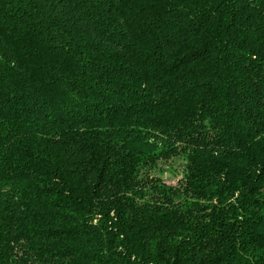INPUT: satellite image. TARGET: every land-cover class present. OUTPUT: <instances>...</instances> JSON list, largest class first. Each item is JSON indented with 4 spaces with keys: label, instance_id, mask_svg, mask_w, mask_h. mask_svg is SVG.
I'll return each mask as SVG.
<instances>
[{
    "label": "trees",
    "instance_id": "trees-1",
    "mask_svg": "<svg viewBox=\"0 0 264 264\" xmlns=\"http://www.w3.org/2000/svg\"><path fill=\"white\" fill-rule=\"evenodd\" d=\"M0 264H264V0H0Z\"/></svg>",
    "mask_w": 264,
    "mask_h": 264
},
{
    "label": "rangeland",
    "instance_id": "rangeland-1",
    "mask_svg": "<svg viewBox=\"0 0 264 264\" xmlns=\"http://www.w3.org/2000/svg\"><path fill=\"white\" fill-rule=\"evenodd\" d=\"M165 175H167V180L168 181H173V182H176V177L179 176V175H175V174H171L170 175V172H166Z\"/></svg>",
    "mask_w": 264,
    "mask_h": 264
}]
</instances>
